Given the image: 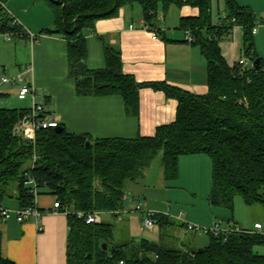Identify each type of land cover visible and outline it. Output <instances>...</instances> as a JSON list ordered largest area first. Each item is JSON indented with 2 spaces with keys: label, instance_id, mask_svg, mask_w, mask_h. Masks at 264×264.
<instances>
[{
  "label": "trees",
  "instance_id": "1",
  "mask_svg": "<svg viewBox=\"0 0 264 264\" xmlns=\"http://www.w3.org/2000/svg\"><path fill=\"white\" fill-rule=\"evenodd\" d=\"M43 2L55 18L54 26L40 35L60 36L67 42L69 73L75 78L78 96H120L128 114L137 116L140 91L151 88L178 102L173 123L161 126L153 137L136 140L93 139L86 134H70L62 125L41 130L36 145L30 144L18 127L29 117L28 109L0 110V188L3 198L17 192L20 208L32 205L34 197L27 186L31 174L39 194H51L61 202L69 226L68 264H264V234L241 232L208 235L210 243L201 252L188 248H165L147 239L112 244L114 226L87 224L78 213H113L122 211L128 186L144 180L145 170L162 154L161 166L166 180L179 176V159L207 155L212 162L211 206L233 210L236 197L250 207L264 208V58L254 43L256 16L236 0H223L229 20L214 26L212 0H34ZM9 0H0V34L22 35L21 26L6 11ZM140 6L145 21L155 26L159 11L171 6L198 8L196 18H185L181 28L190 31L207 62L208 93L191 94L167 83H139L123 72L121 51L107 46L106 67L87 68L81 77L77 64H86L87 33L96 22L115 18L120 10ZM233 26L244 31V56L251 66H229L222 54L223 33ZM250 44L252 48H250ZM260 59V68L252 64ZM46 114V113H45ZM90 147L87 148V143ZM38 161L34 168V154ZM118 217V216H117ZM157 224L170 225L166 216H153ZM235 226V225H234ZM108 246L104 250L103 245ZM193 251L195 253L193 254ZM92 256V257H90ZM0 264H15L2 255Z\"/></svg>",
  "mask_w": 264,
  "mask_h": 264
},
{
  "label": "crops",
  "instance_id": "2",
  "mask_svg": "<svg viewBox=\"0 0 264 264\" xmlns=\"http://www.w3.org/2000/svg\"><path fill=\"white\" fill-rule=\"evenodd\" d=\"M236 1L240 6H245V3ZM214 3L215 0H212V20L213 25L218 26L220 14L214 18ZM216 3L219 10L220 0H216ZM251 9L253 12L256 10L253 5ZM6 11L19 22L23 34H0V110L30 109L34 103L44 102V113L55 118L68 133L86 134L93 139L136 140L153 137L159 127L175 121L178 102L151 88L141 89L137 116L127 113L124 99L120 96H78L75 78L69 73L67 42L60 36L40 35L43 30L54 26L55 18L51 9L45 3L34 0H9ZM199 14L198 8L171 6L167 11H159L156 25L151 27L144 19L141 7L123 8L117 17L96 22L93 31L87 33L86 66L91 70L104 69L105 49L107 46L114 47L121 51L123 72L133 76L137 82L167 83L191 94L204 96L208 93L207 62L199 46L186 41V31L181 28L183 19L196 18ZM255 16V23L264 25V19ZM242 30L241 26H233L230 32L223 33L221 37L222 54L231 67L245 57ZM155 34L157 40L153 39ZM8 35H11L10 41L7 40ZM31 35L37 38L36 43L30 42ZM261 35L262 32L256 31L254 43L258 55L264 58V36ZM18 77L23 79L21 84L2 81L4 78ZM24 85L35 90L37 97L34 100L30 96L24 101L19 100L18 94ZM211 164L206 155L183 156L179 159L177 180L195 182L191 184L195 203L200 199L201 184L208 183L206 177L210 176L211 180ZM159 169L161 174L155 177L157 184L162 186L165 176L162 166ZM148 172L145 171L143 181L130 184L128 190L133 186H144L145 205L159 213L162 207L153 198L154 194H148L150 186L145 184ZM128 190L127 195L130 194ZM210 193L211 186L203 196L208 203ZM16 196V191L5 196L4 205L12 210L19 209L20 203ZM56 199V196L46 193L37 197V205L45 212L37 222L20 223L15 217L0 220L2 255L5 259L15 264H68V219L67 215L52 211ZM131 199L133 203L139 202L135 198ZM210 207L212 211L211 204ZM170 213L171 209L166 216L170 225H156L159 233L164 231V235H159V242L148 238L140 240L147 239L165 248H176L172 246L179 242V249H199L202 245L198 243V234L187 232L183 226L186 215L180 212L179 215L183 216L178 219ZM159 214L165 216L166 213ZM112 216L117 218L113 213ZM141 216L139 213H130L118 220L122 233L118 239H113V244L135 240L130 235L129 218ZM187 219L205 224L197 218L187 216ZM99 221L104 223L101 218ZM210 222L207 224L211 226L216 221ZM233 222L235 227L243 229L238 222ZM257 223L262 224L256 221L254 225ZM254 225L245 230H253ZM39 226L43 227V231L38 230ZM180 233L181 238L178 237Z\"/></svg>",
  "mask_w": 264,
  "mask_h": 264
},
{
  "label": "rangeland",
  "instance_id": "3",
  "mask_svg": "<svg viewBox=\"0 0 264 264\" xmlns=\"http://www.w3.org/2000/svg\"><path fill=\"white\" fill-rule=\"evenodd\" d=\"M241 1L245 6L243 7H249L251 8V5L255 7L256 10H254V13L258 15L259 19H264V1L263 0H239ZM221 6L218 10L217 3L215 0L214 3V18L215 16L222 13H226L229 11L225 7V3H222L223 1L220 0ZM223 4V5H222ZM137 8H140L136 5ZM220 11V12H219ZM255 29L256 31L262 32L264 36V25H260L258 22L255 23ZM243 36L244 31L242 30ZM7 80H11L9 78H4ZM207 156V155H206ZM161 157L162 154L157 157L153 162L152 165L149 168H147L145 171L149 170L147 175V181L145 182L146 185L150 186V189H148V194H154L156 201L161 205V210H159V213H168L171 209L170 215L172 217H178L179 213H184L186 216L187 222H190L187 219V216L191 218H197L201 221H203L205 224H197L190 222L194 225H197L204 229H213L216 226H218L222 231L228 230L230 225H234L233 221L238 222L243 229H251L256 221H260L264 225V208L261 206H253L250 207L246 204L245 200L242 197H236L235 203H234V209H228V208H221V207H210V203H208L206 197H203L205 195V191L209 190V187L212 188V170L211 168V180L210 176L206 177V181L208 180V183L205 182L204 185L201 184V189L199 193V200H197V203L194 202V197L192 196L191 189H194V187L191 186V184H194L195 182H189L185 179L181 180H166L164 179V185L161 186V184H157L156 180V174H161V171L159 167L161 166ZM207 158H209L207 156ZM212 166V164H211ZM144 171V172H145ZM151 178V179H150ZM160 182V181H159ZM144 186H133L131 187L130 191L128 190V193H130L128 196L135 198L137 201L141 202L143 204L144 210L146 211H153L150 208H147V205H145L146 200H144ZM131 202L125 203V210H129L131 208ZM124 210V211H125ZM158 213V212H156ZM130 213L122 214V217L128 216ZM102 219L104 223H111L114 226V237L110 240V249L113 244V239H118L120 237V234L122 233V227L118 223V217L115 218L112 216V213H102L99 214V219ZM130 219V226L129 231L132 238H134L136 241L140 240V238H148L150 240L157 239L159 242V235H164V231L159 233V228L155 227L153 231H149L146 229L143 225L141 218H129ZM141 220V221H140ZM211 220L214 224L211 226L208 223V221ZM210 222V223H211ZM231 223V224H230ZM230 224V225H229ZM179 238H181V233L178 235ZM198 243L202 246L199 247V249H204L207 247L210 243V238L208 235L201 233L198 234ZM186 241V240H185ZM172 247H179L178 244H174ZM257 251H260L264 253V247H261L257 249Z\"/></svg>",
  "mask_w": 264,
  "mask_h": 264
},
{
  "label": "built area",
  "instance_id": "4",
  "mask_svg": "<svg viewBox=\"0 0 264 264\" xmlns=\"http://www.w3.org/2000/svg\"><path fill=\"white\" fill-rule=\"evenodd\" d=\"M13 18V17H12ZM14 20V24H19V22L16 20V18H13ZM229 21H231L232 23L236 22V19L233 18L231 20H229V16L227 13H222L220 15V19H219V26H224L225 23H228ZM146 28H148V26H146ZM256 33V29H254L253 34ZM154 40L158 39L157 34H155L153 36ZM8 41L11 40V35H8L7 38ZM186 41L189 43H193L194 42V38L191 34L190 31H186ZM30 42L36 43L37 42V38L34 36H30ZM243 70L246 69L247 67L251 66V63L249 61L248 58L243 57L238 63H237ZM4 83H11V84H15L16 82L18 83H22L23 79L22 77H18L16 79H11V80H7V79H3L2 80ZM32 97V99L34 100L37 95L35 90L27 85H24L19 94H18V98L19 100H26L28 97ZM30 110V114L28 119L26 120L28 123L23 127H18L16 134H21L22 137L28 141L30 144L32 145H36V140H37V133L41 130H48V129H58L60 126V123L55 119V118H50L49 116H47L44 113V102L41 103H34L33 106L28 109ZM38 155L35 153L33 156V159L31 161V167L34 168L37 161H38ZM27 186L30 189V193L33 195L34 200L31 206L27 207V208H19L16 210H12L7 208L4 203H3V196H2V191L0 188V220H8L12 217H15L17 219L18 222L23 223V222H27V221H39L45 212H43L41 210V208L37 205V197L40 195L39 194V186L38 183L36 182V180L34 179V177L31 174L27 175ZM124 203L127 202H131V208L127 211L125 210V207L122 209V211L117 212L116 215L118 216L119 220H122V214H126V213H139L143 215V225L146 229H148L149 231H153L154 228L156 227L157 223L156 220L153 218V216H155L156 212L153 211H146L144 210L143 204L141 202H135L133 203V200L131 199L130 196H128L127 194L124 196L123 198ZM62 209V205L61 202L56 199L54 205H53V209L52 211L54 213H63L65 215H68L71 213L70 209H65L64 211L61 210ZM125 210V211H124ZM165 216H168L169 214H164ZM182 214H180L178 216V219L182 218ZM78 217L85 219L87 224H99V214L98 213H92L89 215H86L83 212H79L78 213ZM183 226L185 227L186 231L189 233H195V234H201L204 233L206 235H213V236H220L222 234H228V233H233V232H241L240 228L235 227L234 225H230L228 230L222 231L218 226H216L213 229H204L201 228L197 225H194L190 222H183ZM39 231H43V227L39 226L38 227ZM252 233H263V225L260 223H257L254 225V229L252 230ZM264 234V233H263ZM123 264V263H121Z\"/></svg>",
  "mask_w": 264,
  "mask_h": 264
},
{
  "label": "water",
  "instance_id": "5",
  "mask_svg": "<svg viewBox=\"0 0 264 264\" xmlns=\"http://www.w3.org/2000/svg\"><path fill=\"white\" fill-rule=\"evenodd\" d=\"M249 47L252 48V45L250 44ZM260 63H261V60H260V59H257V60H255V61L253 62L252 67H253V69H254L255 71H258V70H259V68H260ZM77 69L79 70L81 77H85V76H86V74H87V66H86L85 63H83V62L78 63V64H77ZM27 123H28V122L26 121V124H27ZM58 131H61V128H58ZM89 147H90V143L88 142V143H87V148H89ZM103 248H104V250H107V249H108V246H107L106 244H104V245H103ZM198 251L201 252L202 249H199ZM194 253H195V251H193V254H194ZM90 257H92V256H90Z\"/></svg>",
  "mask_w": 264,
  "mask_h": 264
}]
</instances>
